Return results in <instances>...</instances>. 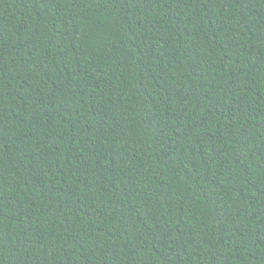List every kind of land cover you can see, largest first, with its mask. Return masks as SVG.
<instances>
[{
	"label": "trees",
	"instance_id": "trees-1",
	"mask_svg": "<svg viewBox=\"0 0 264 264\" xmlns=\"http://www.w3.org/2000/svg\"><path fill=\"white\" fill-rule=\"evenodd\" d=\"M0 264H264V0H0Z\"/></svg>",
	"mask_w": 264,
	"mask_h": 264
}]
</instances>
